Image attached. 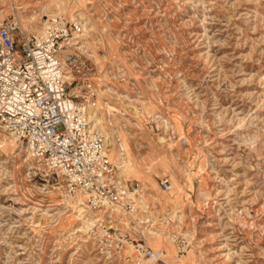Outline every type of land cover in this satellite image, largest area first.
<instances>
[{"label":"rangeland","instance_id":"rangeland-1","mask_svg":"<svg viewBox=\"0 0 264 264\" xmlns=\"http://www.w3.org/2000/svg\"><path fill=\"white\" fill-rule=\"evenodd\" d=\"M43 1L0 0V21L37 31L26 17ZM183 1L61 0L50 14L82 21L107 50L95 80L111 159L171 220L153 244L172 264H264V0ZM0 130V264H122L103 250L98 215L66 202L61 174ZM121 143L138 161L127 173Z\"/></svg>","mask_w":264,"mask_h":264},{"label":"built area","instance_id":"built-area-1","mask_svg":"<svg viewBox=\"0 0 264 264\" xmlns=\"http://www.w3.org/2000/svg\"><path fill=\"white\" fill-rule=\"evenodd\" d=\"M43 20L37 31L17 17L0 21V125L61 174L68 192L82 196L98 215L105 252L118 255L122 264H172L166 249L149 241L167 219L156 214L140 180L120 176L107 136L93 126L100 93L95 64L107 60L106 48L89 45L80 20L62 15ZM159 184L170 191L171 176L163 174ZM172 237L184 256L183 236Z\"/></svg>","mask_w":264,"mask_h":264},{"label":"bare ground","instance_id":"bare-ground-1","mask_svg":"<svg viewBox=\"0 0 264 264\" xmlns=\"http://www.w3.org/2000/svg\"><path fill=\"white\" fill-rule=\"evenodd\" d=\"M61 4H62L61 0H47V1H43V2H41L38 5V7H39V11L38 12L33 13V15H30V16L26 17L27 21L30 22V24L33 23V22L35 24H38V26H37L38 28H35V29L36 30H41L42 29V22H43L42 20L44 18H46L47 16L51 15L50 11H56V10H54V5L56 7H58V8H60ZM54 13H58V12H54ZM95 65H96V68H99V69H101V67L103 66L102 63L101 64H99V63L97 64L96 63ZM140 102L142 104V108H143L142 112H143V114H145V112H149L148 111V105L144 101H140ZM107 105H109V104H107ZM108 107L109 108H113V106H111V105H109ZM101 112H102L101 111V105L93 110L92 116H91L92 122H93V126L95 128H99L102 132H105L107 137H108L109 134L106 132L105 126H104V116H102ZM138 112L140 113L141 111H139V109H138ZM8 140H10V137H6V134H4L3 132L1 133V130H0V144H3V146H4L7 143ZM108 140H109V137H108ZM108 144H109V141H108ZM125 150H126V146L123 143H121L120 147H118V149H117V156L119 158V166H120V169H121V173H127V170L129 169L127 164L131 165L132 163L138 162L136 159H133L129 155L126 156V154H128V152H126ZM139 167H140V165H139ZM77 196H78V199L76 197H74V199L75 200L77 199V200H76V202H73V197L70 194H66L65 195L66 202L70 203V204H72V203L74 204L75 203L74 205H76V207L80 206L82 204L84 205L85 203H84L83 197L80 196V195H77ZM83 211H84L83 207H80L79 208L80 215H83ZM176 212H178V211L175 209V214H173V215L179 217V215L176 214ZM90 215H89V218L87 217L88 214L84 215L81 218L82 222L84 224L82 226V229H84V230H87L88 227L90 226V224L93 222L92 221L93 218L90 217ZM85 217H87V218H85ZM182 257H184V256H182Z\"/></svg>","mask_w":264,"mask_h":264},{"label":"crops","instance_id":"crops-1","mask_svg":"<svg viewBox=\"0 0 264 264\" xmlns=\"http://www.w3.org/2000/svg\"><path fill=\"white\" fill-rule=\"evenodd\" d=\"M138 180V179H137ZM148 200H149V198H148ZM150 201V200H149ZM152 201H150V203H151ZM152 204L154 205V206H158V204H157V202H152ZM163 219H167L166 220V223H165V221L163 222H161V225H160V227H161V229L159 230V232L158 233H154V234H150L149 235V241H150V243L153 245V246H155L154 244H153V239L155 238V236H157L158 234H162V235H165V232H168V226L170 225V222H171V220H170V218H169V216H163ZM171 234H173V232L171 233ZM167 237H168V235H167ZM169 237H170V235H169ZM155 247H160V246H155ZM162 248H164V247H162Z\"/></svg>","mask_w":264,"mask_h":264}]
</instances>
